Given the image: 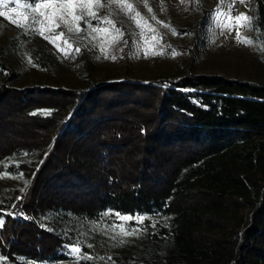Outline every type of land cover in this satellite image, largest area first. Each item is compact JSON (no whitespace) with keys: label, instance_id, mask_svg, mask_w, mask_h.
<instances>
[{"label":"trees","instance_id":"trees-1","mask_svg":"<svg viewBox=\"0 0 264 264\" xmlns=\"http://www.w3.org/2000/svg\"><path fill=\"white\" fill-rule=\"evenodd\" d=\"M2 175L17 182L0 196L3 264L94 259L108 244L93 227L116 213L145 220L115 264H264V81L24 85L0 59Z\"/></svg>","mask_w":264,"mask_h":264},{"label":"rangeland","instance_id":"rangeland-1","mask_svg":"<svg viewBox=\"0 0 264 264\" xmlns=\"http://www.w3.org/2000/svg\"><path fill=\"white\" fill-rule=\"evenodd\" d=\"M87 3L89 0H72L68 7L70 14L64 19L82 29L71 33L57 14L59 4L34 11L32 15L42 23L34 25L33 30L17 26L30 22V17L24 19L26 6L15 8L8 0L0 7L4 11L0 16V59L19 73L22 84L85 88L91 82L107 79L154 82L189 73L264 81V43L253 28H236L235 21L225 15L229 11L233 17L244 14L252 18L253 24L256 0H243V3L240 0H117L113 3L99 0V4L91 0L96 19L84 15L83 19L75 20L82 11H88L77 5ZM127 3L132 4V10H127ZM85 20L97 31L87 27ZM228 24L232 25L231 30L224 27ZM200 28L202 32L197 36ZM60 32H64L63 37H58ZM237 33L242 40L252 43L239 42ZM16 185L7 175L0 176V196ZM117 218L116 226L123 225L126 231L141 224L136 217ZM93 228L108 244L103 251L97 246L92 248L95 255L92 260L96 264H115L112 254L121 253L131 241L139 239L138 232L127 237L118 235L119 227ZM122 239L125 242L121 243ZM70 256L71 261L60 264H76V256Z\"/></svg>","mask_w":264,"mask_h":264},{"label":"snow or ice","instance_id":"snow-or-ice-1","mask_svg":"<svg viewBox=\"0 0 264 264\" xmlns=\"http://www.w3.org/2000/svg\"><path fill=\"white\" fill-rule=\"evenodd\" d=\"M8 2V0H0V7L2 6H5L6 3ZM10 2L15 6V8H20V7H24L26 6L27 10L25 11V14H24V19H28L30 17V22L27 24V25H24L23 23H19L17 24L18 27H23V28H26L28 30H33V26L36 25L37 23H42L40 21H37L36 17L34 15H32V13L38 9H41V8H48V7H51L53 5H56V4H59L60 5V8L57 10V14L60 16V19L63 21V23L65 24V26L67 27V31L69 33L71 32H80L82 31V29L80 28V26L77 24L75 26L71 25L69 20L67 19H64V17L66 15H69L70 13L68 12V7L72 4V0H33L32 3H29V0H10ZM97 4H99V0H96ZM113 2H117V0H108V3H113ZM223 2V0H222ZM241 3H243V0H240ZM78 8H81V9H88L87 12H81L80 15H77L74 17L75 20H81L83 19L84 15H87V16H90L92 17L93 19H96V14L94 12L91 11V0H89V3L87 4H78L77 5ZM132 4L131 3H127L126 4V8L127 10H132ZM149 11H151V9H149ZM40 15H45L44 12H40L39 13ZM4 15V11L0 10V16H3ZM140 13L137 12L136 13V16H139ZM227 16V18L229 20H233L235 21V27L236 28H240V27H245V28H248V29H252L253 28V25H252V18L251 17H248L244 14H240L238 16H235L233 17L231 15V11H229L228 13L225 14ZM135 19V18H134ZM85 24L87 25V27L91 28L93 32H96L97 29L94 28L91 24L90 21L88 20H85L84 21ZM100 22H104L103 19H101ZM13 23H15V20L13 21ZM137 23H139L137 21ZM56 27H59V25L57 24ZM224 27L228 28L229 30H231V27L232 25L231 24H228V25H224ZM39 32V34L43 35L44 32L40 29H35ZM117 33L119 35H122V33H119V29L116 30ZM64 36V32H60L58 34V37H63ZM237 40L241 43H247V44H251L252 41L251 40H242L239 36V33H237ZM45 39H48L47 36H45ZM153 39H155V37H153ZM65 43H67V41H65ZM69 47H71V45H69ZM76 51H79V49H76ZM102 51H106L102 48ZM146 55L148 54L147 52L145 53ZM154 55L155 54H160V53H153ZM65 55H68L67 52H65ZM107 58V56H106ZM113 60L116 59L115 56H112L111 57ZM31 62V61H29ZM35 114V113H33ZM25 155H27V153H25ZM23 174L21 173V176ZM7 215H11V213H8ZM116 216H118L121 220H131L133 219V217H127V216H121L119 213H116L115 214ZM25 219H28L27 216L24 217ZM139 223H143L144 220H145V217L141 216V217H136L135 218ZM5 220L2 218V215H0V227H3L5 225ZM155 226V225H153ZM119 227V232L117 233L118 235H122L124 237H127V236H130V235H133L135 234L137 231H139V229H131V230H125L123 225H120V226H116V225H113V228H117ZM125 242L123 239L121 240V243ZM80 249L76 246H73L69 249V254L70 255H74L76 256V264H78L79 262V259L83 258V259H92V257L88 256L87 254L83 255V256H80L79 253H80ZM2 259V258H0Z\"/></svg>","mask_w":264,"mask_h":264}]
</instances>
